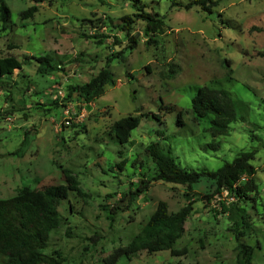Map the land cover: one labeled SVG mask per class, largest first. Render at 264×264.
<instances>
[{
    "label": "rangeland",
    "instance_id": "rangeland-1",
    "mask_svg": "<svg viewBox=\"0 0 264 264\" xmlns=\"http://www.w3.org/2000/svg\"><path fill=\"white\" fill-rule=\"evenodd\" d=\"M142 1L164 16V27L151 42L144 22L136 20L131 48L121 20L134 18L128 0H6L10 14H0V57L24 64L0 89V198L23 185L65 183L64 170L75 176L80 193L70 191L60 201L59 225L43 250L59 253L60 264H105L140 232L159 200L169 212L190 202L174 245L187 253L142 250L115 264H238L240 242L253 247L251 264H264V0H215L211 13L170 0ZM31 6L33 14L23 16ZM82 33L107 37L98 43ZM42 56L56 68L42 71L36 59ZM107 59L115 83L103 95L85 102L69 92ZM204 85L224 89L236 101L238 119L223 135H210L208 122L192 112L191 98ZM165 104L175 109L165 110ZM128 115L139 116V124L120 144L111 126ZM150 141L169 146L190 170H214L240 151L255 150L259 194L242 202L250 226L236 231L222 212L220 202L234 200L228 194L206 201L214 189L206 176L192 185L153 179L145 152ZM141 179L149 180L147 189L131 197Z\"/></svg>",
    "mask_w": 264,
    "mask_h": 264
},
{
    "label": "trees",
    "instance_id": "trees-1",
    "mask_svg": "<svg viewBox=\"0 0 264 264\" xmlns=\"http://www.w3.org/2000/svg\"><path fill=\"white\" fill-rule=\"evenodd\" d=\"M41 2L44 0H31ZM135 9L131 15H124L121 20L122 30L128 39L129 47L137 44V39L132 35L133 24L136 20L144 22V34L151 42H156L155 35L164 27V16L159 15L142 0H128ZM175 6L191 8L199 6L207 13L212 12L215 0H188L186 3L170 0ZM36 10L29 7L21 14L31 16ZM0 14L4 19L9 16L6 0H0ZM86 37H97L98 43H103L107 35L99 34ZM42 71H51L56 68L48 56L36 57ZM110 59L96 74L80 84L69 85L70 93H76L85 102H91L104 94L106 85H114L113 73L109 69ZM23 60L14 56L0 57V89L9 76L22 69ZM148 69V67L146 66ZM171 111L174 105L165 104L162 107ZM191 109L198 118L206 120L207 130L210 135L218 136L227 132L230 123L238 119L236 101L224 89H215L209 86H199L191 98ZM180 111L178 112L179 115ZM156 116V115H154ZM139 124V116L128 115L116 120L111 130L120 144L128 142L131 131ZM165 138L163 130L156 131ZM208 146H212L209 144ZM214 148V147H212ZM145 152L154 165L153 179L164 182L192 185L201 176H206L214 182V189L204 198L208 202L215 194L224 192L233 197L228 203L220 202L222 212L227 213L236 231L250 226L246 209L242 202L252 199L251 195H258L259 189L255 180L256 168L251 163L255 150L240 151L231 161H225L214 170H190L182 166L171 154L169 146L162 145L160 141H150L145 146ZM120 168L121 165H119ZM65 183L50 184L42 188L20 186L14 195L0 198V254L5 256L4 264H60L61 256L47 254L50 232L57 228L60 222L58 205L66 199L70 191L80 193L79 182L69 171L64 170ZM149 180L141 179L131 191V197L143 193L148 187ZM70 208L72 206L70 205ZM190 202L175 212L168 211V204L159 200L155 210L148 218L139 233L127 244L116 247L105 257V264H115L120 258H129L135 253L145 250L154 253L168 250L171 256L182 257L187 253V248L175 247L177 240L184 232V223L190 214ZM115 211L108 216L112 220ZM238 264H251L253 247L242 242L238 243Z\"/></svg>",
    "mask_w": 264,
    "mask_h": 264
},
{
    "label": "built area",
    "instance_id": "built-area-1",
    "mask_svg": "<svg viewBox=\"0 0 264 264\" xmlns=\"http://www.w3.org/2000/svg\"><path fill=\"white\" fill-rule=\"evenodd\" d=\"M232 197V196H231ZM233 198V197H232Z\"/></svg>",
    "mask_w": 264,
    "mask_h": 264
}]
</instances>
